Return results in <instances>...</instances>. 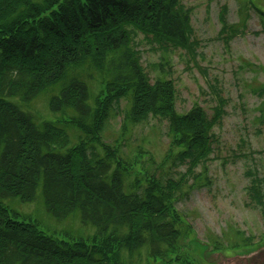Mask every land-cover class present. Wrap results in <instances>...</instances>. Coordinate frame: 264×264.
I'll return each instance as SVG.
<instances>
[{"label": "trees", "instance_id": "1", "mask_svg": "<svg viewBox=\"0 0 264 264\" xmlns=\"http://www.w3.org/2000/svg\"><path fill=\"white\" fill-rule=\"evenodd\" d=\"M220 20L222 32L236 33ZM129 29L163 53L194 55L190 14L180 0H0V264H124V253L142 250L152 261L181 260L175 202L211 158L225 101L216 95L210 118L200 106L179 114L174 84L151 82ZM95 72L102 89L92 100ZM46 95L61 120L38 121L23 110ZM122 100L123 131L149 117L167 121L170 152L186 166L177 179L151 173L144 186H127L133 167L102 136ZM38 191L49 216H76L95 234L47 235L3 204L32 203ZM253 197L261 203L258 190Z\"/></svg>", "mask_w": 264, "mask_h": 264}, {"label": "rangeland", "instance_id": "2", "mask_svg": "<svg viewBox=\"0 0 264 264\" xmlns=\"http://www.w3.org/2000/svg\"><path fill=\"white\" fill-rule=\"evenodd\" d=\"M189 11L194 55L184 50L163 53L130 30L132 46L151 82L165 78L176 90V111L189 112L200 106L210 118L225 103L221 122L214 130V149L198 180L186 184L175 202L181 218L180 261L221 264L234 257H250L264 250V0H180ZM228 27L222 32L220 16ZM168 62L163 71L158 64ZM89 81L92 100L102 89L98 73ZM216 93V94H215ZM49 95L23 110L38 121H59L48 108ZM92 102V101H91ZM126 100L108 122L103 141L120 151L121 160L133 167L127 186L145 185V174L177 179L186 170L170 152L166 120L149 117L123 131ZM77 130L70 129L72 138ZM74 142V139H73ZM138 160V163L136 162ZM197 184V185H196ZM259 191L261 203L253 193ZM41 192L32 203L4 201L10 210L30 216L47 235L89 240L95 233L76 216L58 222L44 210ZM173 255L152 261L147 251L129 257L124 264H172ZM220 259V261H219Z\"/></svg>", "mask_w": 264, "mask_h": 264}, {"label": "water", "instance_id": "3", "mask_svg": "<svg viewBox=\"0 0 264 264\" xmlns=\"http://www.w3.org/2000/svg\"><path fill=\"white\" fill-rule=\"evenodd\" d=\"M220 261V259H219ZM221 264H264V250L251 255L250 257H234L228 261H222Z\"/></svg>", "mask_w": 264, "mask_h": 264}]
</instances>
